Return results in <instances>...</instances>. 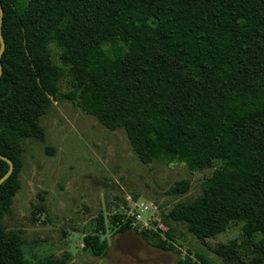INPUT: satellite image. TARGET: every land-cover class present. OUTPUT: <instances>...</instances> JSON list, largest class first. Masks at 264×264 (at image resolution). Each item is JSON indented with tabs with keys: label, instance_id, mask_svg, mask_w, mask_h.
Returning <instances> with one entry per match:
<instances>
[{
	"label": "trees",
	"instance_id": "1",
	"mask_svg": "<svg viewBox=\"0 0 264 264\" xmlns=\"http://www.w3.org/2000/svg\"><path fill=\"white\" fill-rule=\"evenodd\" d=\"M0 1V154L14 162L0 184V264H32L4 218L22 185L23 142L44 135L41 119L62 97L66 73L79 103L107 127L124 128L142 162L181 160L193 170L225 164L198 197L161 206L159 218L141 227L147 242L180 252L174 222L201 240L237 223L248 252L238 244L218 251L234 264H264V0ZM9 168L0 158V178ZM190 188L182 179L167 194ZM36 209L44 212V203ZM97 221L84 247L100 256L107 226L102 214ZM132 223L126 210L112 216L121 232L141 226ZM177 264L209 260L198 252Z\"/></svg>",
	"mask_w": 264,
	"mask_h": 264
},
{
	"label": "rangeland",
	"instance_id": "2",
	"mask_svg": "<svg viewBox=\"0 0 264 264\" xmlns=\"http://www.w3.org/2000/svg\"><path fill=\"white\" fill-rule=\"evenodd\" d=\"M54 52L55 63L62 65L57 48ZM59 90L62 97L41 119L44 135L23 142L22 185L4 218L6 229L22 238L24 255L32 264H177L198 252L209 264H234L220 254V245L238 244L243 254L248 252L251 244L237 223L201 240L185 223L174 222V244L180 252L147 242L141 234L144 223L126 232L113 226V214L129 209L126 201L135 209V203H146L149 210L144 215L151 226L161 206L170 208L198 197L203 181L225 164L215 161L213 167L193 170L181 160L142 162L124 128L107 127L79 103L69 73L60 80ZM182 179L190 180V190L181 197L169 196L167 190ZM40 203L44 212L36 209ZM100 214L107 226L102 238H107L108 248L96 256L84 247V236L96 230Z\"/></svg>",
	"mask_w": 264,
	"mask_h": 264
},
{
	"label": "water",
	"instance_id": "3",
	"mask_svg": "<svg viewBox=\"0 0 264 264\" xmlns=\"http://www.w3.org/2000/svg\"><path fill=\"white\" fill-rule=\"evenodd\" d=\"M3 19H4V9H3L2 3L0 1V41H1V48H0V79H1V76L3 74V64H2L1 57H2V54H3V52L5 50V47H6V42H5V38H4V35H3V31H2ZM0 158L6 160L9 163V165H10V168H9L8 172L4 176H2L0 178V184H1L7 178H9V176L14 171V162H13V160L11 158H9L8 156H5L3 154H0Z\"/></svg>",
	"mask_w": 264,
	"mask_h": 264
},
{
	"label": "built area",
	"instance_id": "4",
	"mask_svg": "<svg viewBox=\"0 0 264 264\" xmlns=\"http://www.w3.org/2000/svg\"><path fill=\"white\" fill-rule=\"evenodd\" d=\"M135 205H139V208L135 209L132 206V204H130L129 209L127 210L128 214L133 218V224L136 225L138 223H144L145 227H149L150 226V217L147 218L144 215V213L149 210L148 205L144 202H141L140 204L135 203Z\"/></svg>",
	"mask_w": 264,
	"mask_h": 264
}]
</instances>
